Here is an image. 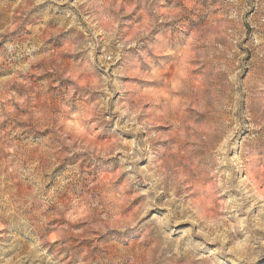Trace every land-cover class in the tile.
Listing matches in <instances>:
<instances>
[{
	"label": "rangeland",
	"instance_id": "obj_1",
	"mask_svg": "<svg viewBox=\"0 0 264 264\" xmlns=\"http://www.w3.org/2000/svg\"><path fill=\"white\" fill-rule=\"evenodd\" d=\"M0 264H264V0H0Z\"/></svg>",
	"mask_w": 264,
	"mask_h": 264
},
{
	"label": "bare ground",
	"instance_id": "obj_2",
	"mask_svg": "<svg viewBox=\"0 0 264 264\" xmlns=\"http://www.w3.org/2000/svg\"><path fill=\"white\" fill-rule=\"evenodd\" d=\"M180 112V111H179ZM182 134V133H181ZM188 135V134H187ZM179 138V137H178ZM177 141V140H176ZM179 146V145H178ZM195 149V148H194ZM42 165V164H41ZM256 183V182H255ZM256 184H258V183H256Z\"/></svg>",
	"mask_w": 264,
	"mask_h": 264
}]
</instances>
